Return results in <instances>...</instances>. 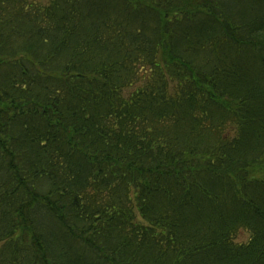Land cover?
<instances>
[{"label":"trees","instance_id":"16d2710c","mask_svg":"<svg viewBox=\"0 0 264 264\" xmlns=\"http://www.w3.org/2000/svg\"><path fill=\"white\" fill-rule=\"evenodd\" d=\"M197 1L0 0V264H264V0Z\"/></svg>","mask_w":264,"mask_h":264},{"label":"rangeland","instance_id":"374dc122","mask_svg":"<svg viewBox=\"0 0 264 264\" xmlns=\"http://www.w3.org/2000/svg\"><path fill=\"white\" fill-rule=\"evenodd\" d=\"M190 4L191 7H193L195 4L198 3L197 0H190V2H188ZM249 235L246 232H239L238 235L236 236L235 242L236 243H243L246 242L248 240Z\"/></svg>","mask_w":264,"mask_h":264}]
</instances>
